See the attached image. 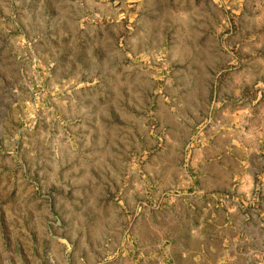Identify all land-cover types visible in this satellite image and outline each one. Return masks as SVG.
<instances>
[{"label":"rangeland","instance_id":"1","mask_svg":"<svg viewBox=\"0 0 264 264\" xmlns=\"http://www.w3.org/2000/svg\"><path fill=\"white\" fill-rule=\"evenodd\" d=\"M249 25L259 45L264 0H0V264H115L151 220L166 250L220 90L200 55Z\"/></svg>","mask_w":264,"mask_h":264},{"label":"crops","instance_id":"2","mask_svg":"<svg viewBox=\"0 0 264 264\" xmlns=\"http://www.w3.org/2000/svg\"><path fill=\"white\" fill-rule=\"evenodd\" d=\"M219 35L200 57L207 65L202 76L210 72L220 90L214 93L206 122L180 144L187 186L177 202L182 212L163 224L166 250L155 245L161 223L151 220L149 242L137 235V244L116 250L122 258L115 264L129 256H136L134 264H264V37L256 45L251 25L239 27L228 41L229 50ZM193 60L199 63L198 56ZM129 214L135 216L132 222L137 221L134 229L139 232L138 212L126 209L124 215ZM175 219L185 221L186 232L179 236L169 233ZM66 243L69 247L70 241ZM67 253L70 264L76 252ZM96 254L85 248L79 260L91 264Z\"/></svg>","mask_w":264,"mask_h":264}]
</instances>
